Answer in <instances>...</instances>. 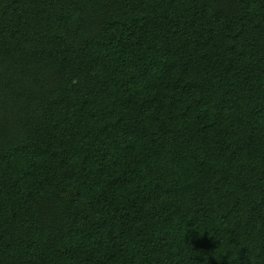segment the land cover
Returning <instances> with one entry per match:
<instances>
[{"label":"trees","instance_id":"trees-1","mask_svg":"<svg viewBox=\"0 0 264 264\" xmlns=\"http://www.w3.org/2000/svg\"><path fill=\"white\" fill-rule=\"evenodd\" d=\"M0 264H264V0H0Z\"/></svg>","mask_w":264,"mask_h":264}]
</instances>
